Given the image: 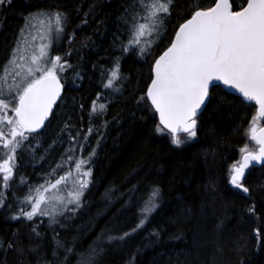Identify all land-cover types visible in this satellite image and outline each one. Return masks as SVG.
Instances as JSON below:
<instances>
[{
	"label": "trees",
	"instance_id": "1",
	"mask_svg": "<svg viewBox=\"0 0 264 264\" xmlns=\"http://www.w3.org/2000/svg\"><path fill=\"white\" fill-rule=\"evenodd\" d=\"M213 2L196 0L202 7ZM232 2L240 8L246 0ZM127 3L128 0H13L11 7L0 14L2 63L23 24V14L35 5L66 6V35L52 52L63 56L70 50L68 60L83 77L77 78L71 70L64 73L65 92L50 125H46L47 131L39 137L37 156L18 157V175L33 184L61 162L65 149L70 147L68 136L61 132L65 123L81 130V136L92 127V134L83 142V156L95 149L91 163L94 183L71 222L63 230L57 229L65 240L78 238L77 251L86 249L101 233L131 232L139 221L141 201L151 188L158 187L160 206L142 229L121 243L105 246L101 264H130L129 257L133 255L134 264H206L217 241L222 248L220 264H264V166H254L245 175L249 194L241 193L228 182L231 165L240 159V148L246 144L249 148L254 146L246 133L256 107L242 102L234 93L226 94L222 86L213 89L211 103L198 117L197 137L177 148L167 134L156 131V113L145 110L144 102L136 103L146 92L154 59L169 44L176 26L188 16L192 0H175L172 17L165 21V31L150 57L123 58L121 71L126 79L122 91L103 90L99 70L110 67L111 57L118 54L113 52L111 43L117 16ZM92 5L95 8L89 23L78 27L82 14ZM73 31L75 39L69 45L68 36ZM97 93H102V101L108 103L107 112L102 119L95 115L90 119V106ZM105 121L107 126L103 127ZM133 185L135 193L129 191ZM13 191L22 196L26 188L14 185ZM5 194L11 202L12 193ZM129 196L133 197L131 202ZM253 205L255 212L250 213L248 209ZM15 208L13 203L11 210L7 206L0 209V245L13 241L18 234L26 257L4 247L0 248V262L35 264L36 257L27 253L30 244L40 245L39 252L50 258L51 230L41 226L43 239L30 240L31 225L10 219ZM217 225H221L219 232ZM257 228L261 229L259 237ZM154 231L159 233V239L152 236Z\"/></svg>",
	"mask_w": 264,
	"mask_h": 264
},
{
	"label": "snow or ice",
	"instance_id": "2",
	"mask_svg": "<svg viewBox=\"0 0 264 264\" xmlns=\"http://www.w3.org/2000/svg\"><path fill=\"white\" fill-rule=\"evenodd\" d=\"M12 4L13 0H0V14ZM174 6L175 0H128L117 16L111 43L113 52L118 54L111 57L110 67L99 70L103 90L122 91L126 79L121 71L123 58L136 55L146 59L152 55ZM94 8L92 5L82 14L78 27L89 23ZM77 13L80 14L79 9ZM68 24L66 6L35 5L23 14V24L13 46L0 63V209L7 206L11 210L15 203L10 219L31 225L30 240L43 239L41 226L51 230L50 258L39 252L38 244H30L27 249V253L36 257L35 264H101L105 246L121 243L142 229L160 206V189L153 187L139 205V221L131 232L101 233L80 251L76 250L78 238L60 237L57 229L63 230L71 222L94 183L91 163L95 149L87 157L83 156V142L92 134V127L81 136V130L65 123L61 132L68 136L70 147L41 183L33 185L18 175V157L37 156L39 137L47 131L46 122L50 125L53 108L64 89V73L71 70L74 76L83 79L68 60L72 55L70 50L63 56L52 52L65 38ZM74 39L75 31L68 36V44ZM216 82H221L226 94L235 89L243 98L242 102L256 107L246 135L257 148L251 151L247 144L240 148V159L231 165L228 179L233 188L249 194L244 183L246 171L255 165L264 166V127L258 124L264 119V0H246V6L240 10H234L231 0H214L211 7H202L192 0L189 14L176 26L169 46L154 59L150 84L136 103L144 102L145 110L158 114L156 131L167 134L171 143L180 148L197 137L198 117L211 103L212 90L220 87ZM98 101L101 102L98 104ZM107 108L102 93H97L90 106V119L93 115L102 119ZM102 126L106 127L107 121ZM181 133L185 135L182 137ZM14 185L26 188L25 193L17 195ZM129 191L135 193L136 186ZM6 192L12 193L11 202ZM132 198L129 196V202ZM248 211L254 213L255 206ZM220 228L221 225H217L218 232ZM255 232L259 237L261 229ZM152 236L159 239L158 232L154 231ZM4 247L26 257L18 234L13 241L0 245ZM221 256L222 248L217 241L206 264H220ZM134 261V255L129 257L130 264Z\"/></svg>",
	"mask_w": 264,
	"mask_h": 264
},
{
	"label": "water",
	"instance_id": "3",
	"mask_svg": "<svg viewBox=\"0 0 264 264\" xmlns=\"http://www.w3.org/2000/svg\"><path fill=\"white\" fill-rule=\"evenodd\" d=\"M231 2H232V0H231ZM232 3H233V2H232ZM211 6H213V4H212ZM211 6H210V7H211ZM233 6H234V5H233ZM244 6H246V4L243 5L242 7H244ZM242 7H241V8H242ZM241 8H239V9H237V10H240ZM234 10H235V9H234ZM168 46H169V45H168ZM168 46H167V47H168ZM167 47H166V48H167ZM166 48H165V49H166ZM165 49H164V50H165ZM164 50H163V51H164ZM163 51H162V52H163ZM162 52H161V53H162ZM161 53H160V54H161ZM160 54H159V55H160ZM159 55H158V56H159ZM158 56H157V58H158ZM62 82H63V81H62ZM216 83H217V84H220V85L223 87V85L221 84V82H216ZM149 84H150V83H149ZM149 84H148V85H149ZM147 87H148V86H147ZM223 88H224V87H223ZM64 91H65V84H64V89H63L62 94H61V98H62V96H63V94H64ZM146 91H147V89H146ZM228 92H231V93H234L235 95L240 96V94H239L235 89L228 90ZM240 97H241V96H240ZM61 98L57 101V103L61 100ZM242 99H243V98H242ZM54 109H55V106H54V108H53V112H54ZM204 109H205V108H204ZM204 109H203V110H204ZM203 110H202V111H203ZM157 116H158V114H157ZM158 119H159V116H158ZM262 121L264 122V119H262ZM46 124H47V122H46ZM260 127H264V124H263L262 126H260ZM255 150H256V149H255ZM255 150H251V151H255ZM255 166H260V165H255ZM247 172H248V170L246 171V174H247ZM246 174H245V175H246Z\"/></svg>",
	"mask_w": 264,
	"mask_h": 264
},
{
	"label": "rangeland",
	"instance_id": "4",
	"mask_svg": "<svg viewBox=\"0 0 264 264\" xmlns=\"http://www.w3.org/2000/svg\"><path fill=\"white\" fill-rule=\"evenodd\" d=\"M9 114H11V113H9ZM251 141V140H250ZM254 147H255V149L257 148V145H255V143H254ZM89 152V151H88ZM85 157V156H84ZM42 182V180L41 181H39V182H35V183H33V185H35V184H39V183H41Z\"/></svg>",
	"mask_w": 264,
	"mask_h": 264
},
{
	"label": "flooded vegetation",
	"instance_id": "5",
	"mask_svg": "<svg viewBox=\"0 0 264 264\" xmlns=\"http://www.w3.org/2000/svg\"><path fill=\"white\" fill-rule=\"evenodd\" d=\"M5 59V58H4ZM4 61V60H3Z\"/></svg>",
	"mask_w": 264,
	"mask_h": 264
}]
</instances>
